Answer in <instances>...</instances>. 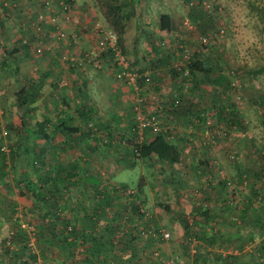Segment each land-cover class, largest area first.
I'll use <instances>...</instances> for the list:
<instances>
[{"label": "trees", "instance_id": "obj_1", "mask_svg": "<svg viewBox=\"0 0 264 264\" xmlns=\"http://www.w3.org/2000/svg\"><path fill=\"white\" fill-rule=\"evenodd\" d=\"M0 1H2L1 6H3V9L6 10L9 6L5 4L8 2V5H10L9 3L13 0ZM58 1H55L56 5L61 8V3ZM64 1V3L68 4L73 2V0ZM207 1L193 0L192 2V0H184L188 7H201L203 9L205 19L198 26L202 28L199 40L204 46L206 44H213L215 40L213 35L222 34V31L219 30L221 27L214 25L217 18L215 8H212L211 11L210 9H205ZM126 3L129 4L125 6ZM136 5L137 1L134 2L133 0H102L100 2V6H103L100 10L103 20L107 25L106 28L116 32L117 42L124 52L122 33L125 28L129 27L131 19L137 15L135 11ZM171 17L168 11L158 10L157 29L160 33L164 34L171 31V27L174 25L173 19L175 20V18ZM136 18L138 17L136 16ZM191 21L190 23L193 22L194 25L198 22L197 19ZM37 23L39 29L42 21H37ZM0 27H2L1 15ZM54 27L55 25H50V28L53 29ZM205 27H211L212 30L210 32L203 31ZM57 35L53 36L55 40H58L55 42H64L63 35L61 37H57ZM31 39L29 36L23 37L21 35L14 39L11 47L2 48L3 60L0 65L6 64L9 60V62L16 61L10 66V74L13 75L17 84V87L13 91V110L18 117L19 123L16 124L13 121L6 122L4 119L5 127L8 131H10V127H14L16 130L13 142H11L12 138L7 135V140L11 145L8 155L10 157V175L11 179L16 181L18 186L17 192L20 196L24 194V188L31 190L34 197L32 205H22L19 210H21L26 218V222L34 224L33 220L35 216H37V221L31 235L24 227L19 225V218L13 216V213H16L17 209H15L16 202L11 196L12 192L10 191L9 202L6 201L5 195L0 199V222L4 218L9 219L11 224L9 233L0 238V264H32V262H35L36 257L41 258L43 264H153L155 260L151 257V252L156 248L155 244L165 241L157 235V229L158 226H164L158 221H154V213L148 209L145 203L146 194L142 187V174L139 177L137 188L132 189L127 188V185L123 181L112 183L111 181L107 182L106 180L108 179L98 180L97 182L99 183L105 181L103 182L105 187H95V194L91 195L93 201L88 203L85 199L81 203L75 198L71 199L70 203H74V206L79 204L78 208L80 209L76 211L75 207L72 209L74 213L70 214L69 209L72 206L67 210V206L56 200L54 193L56 190L54 183L56 181L54 177L51 178L50 183L33 185L24 176L22 169H19L17 166V160L19 166L21 165L19 159L22 156V150L25 148L23 147L22 140L23 104L25 99L31 102L35 97L31 87L28 88L30 91L27 89L26 94H24L23 85L15 77L18 69L17 60L19 58L17 51H20L23 54L21 55L26 57L29 53L31 55L43 54V50L45 49L39 40L37 41L39 45H35L36 42H33L34 44L31 43ZM70 39L72 41L71 33ZM210 39H213V41ZM35 40H37V37H35ZM91 40L89 39V41ZM176 42L179 46H177L178 49L183 51L182 41L180 42L178 38ZM162 44H164V41ZM92 46L93 44L91 43L87 47H81L82 50H80L77 56L84 59V54ZM36 47L39 48L38 52L35 49ZM172 51L173 47H166L165 53L163 55L160 54L159 60L155 59V61L152 58L137 57L141 61L138 67L133 65L136 59L133 62L128 57L131 65L140 71V73L144 71L150 73L152 90H154L153 86H155L152 71L154 70L155 72V68L156 70L161 69L164 71L169 66L168 70L171 76L179 74L180 77L188 78L190 82L186 85L187 79H182L178 92L173 95V98L177 100L175 103H173V98L168 102L159 93H157L158 97L151 98L150 96H145L139 102L145 115L157 111V103L162 104L163 126L168 123H172L173 125L172 129L167 130V132L171 133L170 137L166 136V130L153 131L149 125H144L141 130H138L136 125L137 120L134 117V105L136 104L134 97L128 105V111H130L131 115V118H129L131 120V130L138 134L135 141L127 145L131 149L130 154L133 157L141 158V160L156 159L165 165H171L183 160V151L185 150L183 144L185 142L190 144V146L194 144H192L193 140L184 139L180 135V133H185V129H180L181 125L176 127L174 125L175 119V121L182 124V127L184 124L190 125L191 123L199 127L200 121L209 122L210 120L207 117H211L212 121L209 124L206 122L207 124L205 125L208 127L205 130L210 136L209 140H212L216 133L218 134L219 132L222 133L223 137H226L229 132L239 127L242 129L241 125L243 123L242 115L236 103L237 101L234 100V103L229 102V93L231 87H233L230 80L232 77L225 78L222 85L218 84V81L215 80L216 77L219 78V62L198 49V57L188 58L187 55L185 56L187 62L184 64V67L187 69V73L182 75L180 73V70L183 69L182 67L177 69L174 66L175 63L172 66L168 63L171 59L170 54H172ZM61 54L63 62L69 60L73 64L77 63V60L72 61L68 58V53L62 51ZM110 58L111 51L109 49L100 51L96 57L99 62L107 61L109 66L111 65ZM161 60H163V63L160 65L159 61ZM76 65L80 70H85L83 65L79 63ZM91 67L94 70L98 69V67L92 65ZM248 71L249 69L245 72L250 74ZM197 72L200 76L197 75ZM230 72L233 71L230 69ZM191 79H193V82H191ZM141 80L142 76L139 77L138 82L141 83ZM200 81L210 83V93L212 94L210 104L207 106L201 104L202 106L199 105V107L196 101L188 99L186 90L197 87ZM166 114L171 115H168L166 118ZM173 118L175 119L173 120ZM213 124L217 128V132L213 131ZM42 130V135L46 137L45 130ZM34 131L38 136L39 125ZM69 131L67 130V132ZM143 134L151 137L144 138ZM255 150L257 151L253 155L259 157V165L251 167L243 166L238 170L236 175L238 182L241 183L242 181V183H246V185L244 184L245 186L241 183L242 186L238 189H236L235 185H231V180L225 172H218L220 168L215 166L214 158L204 152L198 157L195 167H200L201 171L208 169V172L213 168L217 184L221 190L214 193L212 200L215 203L213 205H209L206 201L208 194L203 193L202 195L201 193L200 200L189 209V212L180 215L182 252L186 258L190 259V264H240L241 255L246 252L250 255L249 260L251 259L253 264H264V148L260 146ZM226 152L230 158H233V155L236 153L234 149H228ZM8 159L6 160V157L0 152V175L5 172ZM59 171L60 168L58 167L56 180L58 182L64 180L63 185L68 189L74 184V181L69 180L71 173L68 171H61L59 173ZM168 178L171 180L172 177L168 176ZM210 180L209 177L206 183L212 186ZM179 182L181 181H177L178 187L181 186ZM45 192H49L50 194L47 195ZM157 205L166 210L169 209V203L157 202ZM142 208L149 211V218L143 216ZM78 212L82 215L77 216L76 213ZM73 216L79 219L78 224L77 220L73 219ZM149 229L154 232V235L150 233ZM30 236L33 237L32 241H34L37 247L33 248H36V250L28 243ZM215 246H219L220 249L218 251L217 249L215 250ZM246 246L249 247V250L246 249ZM226 248L228 251H226ZM209 249L215 251H209ZM232 250L236 251V253Z\"/></svg>", "mask_w": 264, "mask_h": 264}, {"label": "rangeland", "instance_id": "obj_2", "mask_svg": "<svg viewBox=\"0 0 264 264\" xmlns=\"http://www.w3.org/2000/svg\"><path fill=\"white\" fill-rule=\"evenodd\" d=\"M55 1L56 0H52L50 6L43 9L44 12L40 11L44 8L40 5L41 0H13L11 2L12 4L9 3L10 5H8V2L5 4L9 6L6 10L1 6L2 1H0V15L2 21V27H0V58H3V54L1 53L2 48L11 47L14 39L21 35L23 37L29 36L30 39L32 38L31 43L36 42L35 45H39L37 42L39 40L41 45H48V47L51 48L55 41H58L55 40L53 36L57 35V31H59L62 33V37H64V42H71V32L67 33L65 24L69 26L75 22L72 15L77 4L80 15H84V17L87 18V22L89 21L90 24V26L89 24H85L86 29L83 30L89 34V37L85 36L84 38H88V40L92 39L90 44H93V27L95 25L107 27L100 10L101 7H103L100 6L102 0H75L77 4L73 0L65 10H61V8L56 5ZM133 1H137V5L135 6V11L137 12L143 3L141 0ZM128 4L126 3L125 6ZM205 4V9H210L211 11L212 8H215L217 18L214 25L222 29V34L213 35L215 40L212 45L206 44L204 46L199 40L202 28H200L198 24L205 19L202 11L203 9L201 7H188L184 0L148 2V11L150 12L148 15L153 18V20V14H157L156 9L165 11L170 8L173 9L174 13L172 14V18H175V20L173 19L174 25L171 27V31L162 34L154 27V21H149L152 28L150 27L149 31L142 33L139 31V16L136 15L138 18H136V16L133 17L129 23V27L125 28L122 33V44L124 45L126 55L133 60V62L136 59L135 64H133L135 67H138L141 62L137 57L143 56L148 59L152 58L154 61L155 59L159 60V55L165 53L166 47H173L172 54H170L171 59L168 61L170 66L174 63L181 62L186 55L188 58L198 57V49L201 50L202 53L208 54L210 58L219 62V78H215L218 84L222 85L225 78L232 77L230 80L233 87H231L229 93V102L234 103V100L237 101L238 109L243 118V123L241 125L242 129L239 127L229 132L226 137H223L221 135L222 133L219 132L218 134L216 133L212 140H209L210 136L205 130L208 127L205 125L207 123L209 124L212 119L211 117H207L210 121H206L207 123L205 121H200L201 124L199 127L193 123L190 125H183L186 134L180 133V135H182L184 139L193 140L192 144H194L190 146V144L185 142L186 147L183 151L185 155H183V160L179 162L165 165L163 162L161 163L156 159L141 160V158L133 157L132 154H130V147L126 145L119 146L121 150L127 151L126 155L119 157V162H125L129 159V162L132 163H127L120 168V163L108 161L107 165L106 162H102L104 164L106 163L104 165L105 169L109 168L108 171L111 173L109 174L111 177L109 178L111 179L110 181L112 183L123 181L124 184L127 185V188H137L139 177L142 174V187L146 194L145 203L148 209L154 213V221H158L170 232V238L167 241L161 242L162 245L156 243V248L159 249L162 255L175 254L179 257L178 259L181 264H190L191 262L182 252L183 245L181 242L182 228L179 222V218H181L180 215L189 212V209L200 200L199 197L201 193L202 195L203 193H207L208 197L206 201L209 205H213L215 203L214 200H212V198H214V193L220 192L221 190L217 184L213 168L208 172V169L201 171L200 167H195L198 157L201 156L202 152L209 154V156L215 159V166L220 168L218 172H225L231 180V185H235L236 189H238L242 185H246V183H242V181V185L238 182L236 176L238 170L243 166L251 167L253 165H259V157L254 156L253 153H255L257 151L255 149H258L260 146L264 148V0H208ZM38 11L41 15L38 18L42 21V25L39 29L35 27L38 21L36 17ZM144 15L143 17H146L147 14ZM51 17H53V19H51ZM134 18L136 19L134 20ZM183 19H190L189 21L197 19L198 22L194 25L191 21V25L189 23L188 26L182 22ZM50 25H55V27L52 29ZM210 30H212L211 27H205L203 31L210 32ZM71 35L72 42L78 40L76 42L78 43L77 45L83 44L81 42L83 38L79 37L74 32H72ZM39 36H41V40L38 38ZM35 37H37V40H35ZM178 38L180 42L182 41L183 43V51L178 49L179 46L176 42ZM163 41L166 46L162 44ZM81 47H83V45ZM79 53L80 51H77L74 55H78ZM29 54L31 55V53ZM38 55L39 54L27 55L28 57L26 58L30 60V62L32 59H34V61L29 63L30 65L25 70L24 65L23 67L22 65H18L15 77L19 79V82H21L23 74L29 72V70L37 72L35 65L38 63ZM9 61L6 62L7 64L0 65V72H2L1 74L4 76H1L3 80L10 74L8 72L10 66L16 62ZM162 61L163 60L159 61L160 65L163 63ZM168 67L169 66L165 69L166 71H163L162 75L165 76L164 80L166 79V81L175 84L174 92L177 93L182 79L185 78L188 81V78L180 77L179 74L171 76ZM230 69L233 72H230ZM248 69V73L250 72V74L245 72ZM197 75L200 76L199 73ZM12 77L13 75L10 74V81ZM0 81L2 82V80ZM120 81L124 85L130 86L124 81ZM168 82H166V85ZM191 82H193V79H191ZM189 83V81L186 82V85ZM11 84L10 91L11 88H15V85L17 87V84L14 85L13 81ZM177 86L179 87L176 89ZM166 89L169 90L168 87ZM210 91V83L200 81L197 87H192V89L188 88L186 94L189 97L188 99L194 102L196 101L198 106H207L210 104V97L212 94ZM157 93L158 92H156V95L158 97ZM168 93L171 94L168 97V100H170L173 98V92L169 90ZM133 94L135 101L137 96H149L145 91H140L139 93L134 91ZM129 101H132V99ZM208 109L210 110V108ZM0 113L3 119H5L4 110H2L1 107ZM14 114L16 113H13L11 108L10 122L13 121L11 116ZM167 116L166 114V118ZM174 119L175 118H173V120ZM15 120L17 124L19 122L18 118L16 117ZM175 120L174 122L176 124L174 123V125H176V127L181 125L182 127V124ZM214 125L215 124L212 125L213 131L217 132V128ZM9 133L10 138H12L11 142H13L16 133L15 128L10 127ZM98 147L101 148L103 152L104 147ZM228 149H234L236 152L233 158L228 157L226 152ZM7 158L9 159L6 163L7 166H5V172L0 175V199L5 195L6 201L9 202L10 191L12 192L11 196L16 202L15 209H17L16 213H13V216H17L19 218V225L24 227V229L32 235V230L35 229L34 226L37 219L36 216H33L34 224L28 223L25 221L26 218L21 210H19L20 206H22V195L20 196L17 192L18 186L16 181L11 179L10 157H6V160ZM15 172L17 171L15 170ZM168 176L172 177L171 180ZM207 177H210L212 186L206 183ZM177 181H181L179 182L181 186L178 187L179 184ZM157 202L169 203V209L166 210L158 206ZM10 226V220L2 218L0 222V238L9 233ZM32 239L33 237L30 236L28 243H30L33 248L36 246ZM161 246L162 251L159 248ZM36 248L33 249L36 250ZM214 249L218 251L220 247L215 246ZM215 250L209 249V251ZM226 251H228L227 248ZM234 252L236 253V251ZM242 255L244 256V254ZM32 264H43V262L41 258L36 257L35 262H32Z\"/></svg>", "mask_w": 264, "mask_h": 264}, {"label": "crops", "instance_id": "obj_3", "mask_svg": "<svg viewBox=\"0 0 264 264\" xmlns=\"http://www.w3.org/2000/svg\"><path fill=\"white\" fill-rule=\"evenodd\" d=\"M150 1L163 2V0H141L143 4L136 13L140 21L139 31L142 33L149 31L152 26L149 21H154V27L157 28V14H153L154 20L148 15L150 13L148 2ZM75 3L77 4L76 1ZM167 11L170 13V17L171 13H174L173 9ZM156 13H158V9H156ZM144 14H147L146 17H143ZM72 18L75 19L74 23L69 26L65 24L67 33L74 32L83 38L82 45L87 47L90 41L84 37H88L89 34L83 30L86 29L85 24H89V21L87 22L84 15H80L78 4L73 11ZM77 41L55 42L51 48L45 45L43 54L37 57L38 63L35 65L37 72L29 70L21 77L24 94L31 87L35 97L31 102L25 99L23 104L22 140L25 148L19 159L21 165L19 166L18 160L16 163L30 184L50 183L51 178L54 177L56 200L67 206V210L72 206L73 208L69 209L70 214L74 213L72 209L75 207L76 211L80 209L78 208L79 204L74 206V203H70L71 199L75 198L80 203L84 199L87 203L93 201L91 195L95 192V187H105L103 184L105 181L100 183L97 181L100 179H108L107 182L111 180L109 179L111 178L109 168L105 169L102 162L114 161L120 163V168L131 163L129 159L119 162V157L127 154V151L121 150L119 146L130 145L138 137V134L131 130V120L129 119L131 115L128 111L129 100L133 98L134 90L112 75L111 65L109 66L107 61H100L101 66L94 70L90 62L86 61L83 71L76 65L78 63L73 64L69 60L63 62L62 51L74 55L77 51L82 50V45H77ZM17 52L19 56L17 67L24 65L25 70L34 59L30 62L26 58L31 56L30 54L23 57L20 51ZM2 60L3 58H0V63ZM8 72L11 73L9 69ZM152 74L155 81L153 89L161 97L168 100L171 95L168 93L169 90L173 92L172 96L176 94L174 92L175 84L164 80L163 70L155 68V72L153 70ZM1 76L4 77L2 74L0 75V80H2V82L0 81V107L4 110L5 121L10 122V109L12 108L13 113L15 112L13 110V91L16 88V81L13 77L10 81V74L4 80L1 79ZM12 81L15 88H11L10 91ZM166 82H168L167 85ZM167 87L169 90L166 89ZM16 117V114L11 116L13 122H16ZM38 125L39 134L37 136L34 129ZM42 129L45 130L46 137L42 135ZM180 129L184 130V127H180ZM67 130L70 131L67 132ZM143 137L151 136L143 134ZM98 146L104 147L103 152ZM183 146L186 147L185 144ZM58 167L60 168L59 173L61 171L71 173L69 180L74 181V184L68 189L63 185L64 180L62 182L56 180ZM23 190L22 205L31 206L34 198L32 192L29 188ZM45 194L50 193L45 192ZM80 212L76 213L77 216L82 215ZM73 219L77 220L78 224L79 219L75 216ZM158 244L162 245L161 242ZM159 248L162 251V246ZM246 249L249 250V247L246 246ZM242 256L240 264H253L251 259L249 260L250 255L247 252L244 253L243 258Z\"/></svg>", "mask_w": 264, "mask_h": 264}, {"label": "built area", "instance_id": "obj_4", "mask_svg": "<svg viewBox=\"0 0 264 264\" xmlns=\"http://www.w3.org/2000/svg\"><path fill=\"white\" fill-rule=\"evenodd\" d=\"M52 0H41V6L44 7L43 9L50 6ZM59 3H61V10H65L67 7H69L68 3H64V0H59ZM44 12V11H43ZM41 16L39 11L36 14L37 20L41 21L38 17ZM53 19V17H51ZM186 25L189 26L190 21L187 19H183L182 21ZM191 25V23H190ZM35 27H39L38 23ZM221 31V29H219ZM92 32L94 33L93 36V46L90 47L86 53L84 54L85 58H79L77 55H69L70 60H77V63H81L84 66V63L86 61L92 62L91 65L94 67H100V62L96 59L98 53L104 49H109L111 51V71L114 75V77L118 80L124 81L126 84L130 85L132 89L139 93L140 91L148 92L149 96L151 98H154L156 95V92L152 90V82L150 79V73L148 71H144L140 73V71L136 70L135 67H133L129 61L128 56L126 53L121 49L120 44L117 42V34L116 32L105 28L101 25H95L93 27ZM58 35L57 37H61L62 33L57 31ZM202 40V39H201ZM213 41V39H210ZM36 51H39V48H35ZM67 57V56H66ZM187 62V59H185V56L183 60L179 63H175L174 66L177 69H180L182 67L183 69L180 70V73L186 74L187 69L184 67V64ZM142 76L141 83L138 82L139 77ZM143 96H137L136 98V104L134 105L135 109V119L137 120V128L138 130H141L142 126L149 125L153 131H159L160 129L166 130V136L170 137L171 133L167 132L168 129H172L173 125L172 123H168L165 126L162 124V112L161 107L162 104L157 103L158 108L157 111L150 113L148 115H145L142 110V108L139 105V102ZM177 100L173 99V103H175ZM8 135V129L5 127L4 119L0 113V152L7 154L10 150V142L7 140ZM143 211V216L146 218H149L150 214L148 210ZM150 233L154 235V232L149 229ZM157 235L163 239L168 240L170 238V232L165 227H159L157 229ZM151 257L155 260L153 264H180L179 260L177 259L175 254H168V255H162L158 248H154L151 252Z\"/></svg>", "mask_w": 264, "mask_h": 264}, {"label": "clouds", "instance_id": "obj_5", "mask_svg": "<svg viewBox=\"0 0 264 264\" xmlns=\"http://www.w3.org/2000/svg\"><path fill=\"white\" fill-rule=\"evenodd\" d=\"M8 135H10L9 131H8ZM10 149H11V145H10ZM9 153H10V150H9V152H8L7 154H4V153H3V155H4L5 157H8Z\"/></svg>", "mask_w": 264, "mask_h": 264}]
</instances>
